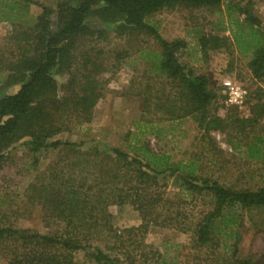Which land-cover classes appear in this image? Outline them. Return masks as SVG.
Segmentation results:
<instances>
[{
  "label": "rangeland",
  "instance_id": "rangeland-1",
  "mask_svg": "<svg viewBox=\"0 0 264 264\" xmlns=\"http://www.w3.org/2000/svg\"><path fill=\"white\" fill-rule=\"evenodd\" d=\"M35 1L55 7L57 0ZM228 8L227 5L197 9L179 7L164 10L148 19L166 40L179 39L187 43L178 54L179 62L195 75L207 76L211 88L220 96L209 112L224 120L218 128L207 129L206 124L201 125L198 116L169 120V100L176 98V91L171 90V84L157 69L156 56L161 53L157 41L145 34L118 30L116 23L103 21L97 11L87 21L94 33L76 39L70 48L73 73L81 80L83 74H90V81L98 88L100 97L96 105L88 115L77 113V97L81 90L64 88L72 76L66 63L52 74L57 95L53 97L47 92L40 99L41 108L47 109L49 121L56 126V105L50 100L54 99L56 103V96L58 101L69 96L74 98L67 101V109L60 108L57 121L60 129L49 142L70 140L85 143V151L92 148L104 152L120 149L128 154L136 153L134 148L145 146L152 153L170 156L171 162L186 166L175 176L162 174L159 185L152 189L161 195V204H165L163 216L177 217L174 227H152L140 237L161 250L168 245L190 243L196 224L216 207L214 193L208 189L214 184L230 190H258L264 186V160L247 156L242 141L244 135L234 123L237 119H256V125L247 128V143L264 136V79L257 80L252 75L249 68L252 52L237 47L234 33L243 31L249 35L250 31L245 23L235 26V20L241 21V17ZM253 12L264 28V0H253ZM40 13L38 6H30V14L37 16ZM13 28L12 24L0 22V59L3 61L0 63V97L17 93L21 85V81L12 83L11 78L19 76L11 74V64L8 63L10 54L14 57V48L17 49L8 41ZM204 34L226 37L227 45L204 52L199 44V36ZM88 60L93 63L86 65ZM224 79L235 81L248 90V98L242 107H232L225 102L221 93ZM181 106L179 102L176 109L172 107L173 111L182 114ZM238 144H243L241 149H234ZM2 155L0 228L55 235L62 227L54 221L44 220L43 208L33 200L36 196L33 186L36 187L42 179L47 182L51 172L56 171V162L64 158L63 154L56 149L35 153L30 138L21 137ZM73 160L74 156L64 159L65 163ZM192 163L196 164L201 191L190 188L185 182L183 174L190 170ZM108 212L112 215L111 231L108 227H101L90 233L92 241L105 249L115 246L113 233L120 236L125 230L142 224L139 213L129 205H111ZM225 216L231 222L224 221L220 225L222 232L216 239L217 247L195 252L196 259L198 256L202 260L207 258L204 264H236L243 259L264 264V208L232 207L225 211ZM11 247L10 244H0V264H10ZM176 254L174 247L169 248V256ZM77 257L82 259L83 253ZM194 262L197 264L199 259Z\"/></svg>",
  "mask_w": 264,
  "mask_h": 264
},
{
  "label": "trees",
  "instance_id": "trees-1",
  "mask_svg": "<svg viewBox=\"0 0 264 264\" xmlns=\"http://www.w3.org/2000/svg\"><path fill=\"white\" fill-rule=\"evenodd\" d=\"M32 4L41 9L39 15L30 14ZM55 4V7H50L35 0H0V22L14 26L8 41L18 49L14 48L15 56L10 54L8 60L11 74L19 76L11 78L12 83L21 81L17 93L0 97V160L3 152L21 137L30 138L35 153L56 149L64 156L56 162V171L51 172L47 182L42 179L36 187L33 186L36 195L33 200L43 208L44 220L54 221L62 228L52 236L12 227L0 228V244L12 246L10 264H196L194 261L198 259L197 264L206 263L208 259L202 260L200 256L196 259L195 252L217 247L216 239L222 232L220 225L224 221L231 222L225 211L232 207L264 208V186L258 190H230L214 184L208 189L214 193L216 207L196 224L190 243L168 245L161 250L140 237L152 227H174L177 217L163 216L165 204H161V195L152 189L159 185L162 174L175 176L186 166L171 162L170 156L152 153L145 146L134 148L136 153L128 154L120 149L104 152L92 148L85 151V143L70 140L49 142L60 129L57 124L60 108L67 109V101L74 98L69 96L58 101L56 96V103L54 99L50 100L56 105V126L49 121L47 109L41 108L40 99L47 92L53 97L57 95L52 74L66 63V69L72 76L64 88L81 90L77 97V113L88 115L96 105L100 97L98 88L90 81V74H83L81 80L73 73L70 48L76 39L94 33L87 21L97 11L103 21L116 23L118 30L145 34L157 41L161 49L156 56L157 69L171 84V90L176 91V98L169 100V120L198 116L202 126L218 128L224 120L209 112L220 96L211 88L207 76L195 75L179 62L178 54L187 47V43L179 39L166 40L148 19L167 9L227 5L241 17V21L235 20V26H241L242 22L250 31L249 35L243 31L235 32L234 40L242 51L252 52L249 68L255 79L262 80L264 28L253 12V0H57ZM54 21H57L55 25ZM226 40V37L199 36L204 52L226 46ZM1 60L0 63L3 62ZM91 63L88 60L86 65ZM179 102L182 103V114L173 111ZM234 123L239 125L244 135L242 141L247 156L264 160V136L247 143V128L256 125V119H237ZM241 145L234 146V149L240 150ZM72 156L74 160L65 163L64 159ZM189 168L183 174L185 182L190 188L201 191L196 164L192 163ZM111 205L133 207L142 224L125 230L127 237L123 233L120 236L113 233L115 246L105 249L92 241L90 233L101 227H108L111 231L112 215L108 212ZM171 247L177 251L174 256L168 255ZM80 252L83 253L82 259L77 257ZM236 264L253 263L251 259H243Z\"/></svg>",
  "mask_w": 264,
  "mask_h": 264
},
{
  "label": "built area",
  "instance_id": "built-area-1",
  "mask_svg": "<svg viewBox=\"0 0 264 264\" xmlns=\"http://www.w3.org/2000/svg\"><path fill=\"white\" fill-rule=\"evenodd\" d=\"M221 88L225 102L232 107H242L249 95L246 88L230 79H224Z\"/></svg>",
  "mask_w": 264,
  "mask_h": 264
}]
</instances>
